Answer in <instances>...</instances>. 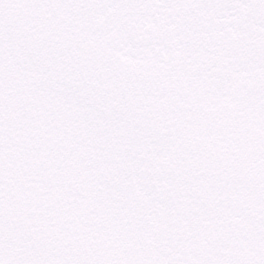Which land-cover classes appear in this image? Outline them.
<instances>
[{
    "label": "snow or ice",
    "instance_id": "1",
    "mask_svg": "<svg viewBox=\"0 0 264 264\" xmlns=\"http://www.w3.org/2000/svg\"><path fill=\"white\" fill-rule=\"evenodd\" d=\"M0 264H264V0H0Z\"/></svg>",
    "mask_w": 264,
    "mask_h": 264
}]
</instances>
